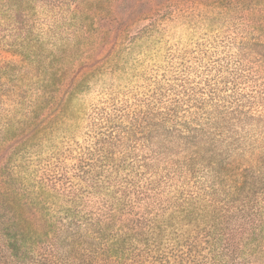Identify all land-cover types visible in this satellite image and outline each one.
I'll use <instances>...</instances> for the list:
<instances>
[{"label":"rangeland","instance_id":"1","mask_svg":"<svg viewBox=\"0 0 264 264\" xmlns=\"http://www.w3.org/2000/svg\"><path fill=\"white\" fill-rule=\"evenodd\" d=\"M105 224L264 264V0H0V264Z\"/></svg>","mask_w":264,"mask_h":264},{"label":"trees","instance_id":"2","mask_svg":"<svg viewBox=\"0 0 264 264\" xmlns=\"http://www.w3.org/2000/svg\"><path fill=\"white\" fill-rule=\"evenodd\" d=\"M168 226L113 229L105 224L77 232L58 256L54 254L56 258L43 264H209L198 242L166 241ZM8 248L15 255V245L8 244Z\"/></svg>","mask_w":264,"mask_h":264}]
</instances>
